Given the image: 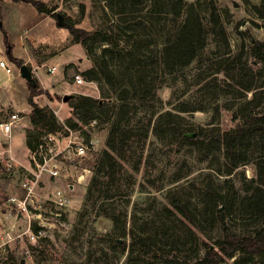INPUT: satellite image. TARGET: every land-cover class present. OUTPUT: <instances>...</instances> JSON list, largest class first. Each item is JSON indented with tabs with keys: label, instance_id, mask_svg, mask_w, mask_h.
Segmentation results:
<instances>
[{
	"label": "trees",
	"instance_id": "16d2710c",
	"mask_svg": "<svg viewBox=\"0 0 264 264\" xmlns=\"http://www.w3.org/2000/svg\"><path fill=\"white\" fill-rule=\"evenodd\" d=\"M3 1L0 0V27ZM11 1L28 3L40 14L56 15L53 11L55 7L48 6L42 0ZM109 1L112 6L117 7V12L124 13L129 6L141 3L142 0ZM166 3L169 11L163 17L159 70L162 75L170 76L176 85L171 90L172 108L160 106L158 111L148 110L146 95L150 91V67L143 63L133 45L119 47L107 31H88L75 27L70 17L66 18L63 26L68 29L73 39L84 45L87 54L91 53L88 41L109 44L103 47L101 55L94 60L91 67L82 70L85 79L104 81L113 86L120 65L115 61L128 59L132 69L129 81L115 90L110 102L89 94H78L71 105L76 120L68 118L65 123L57 122L55 115L39 106L35 100L41 93L52 100L53 94L42 89L36 77L33 82L26 81L29 90L28 103L31 106L28 119L32 130L34 129L25 130L28 149H32L44 133H55L64 129L67 132L65 127L79 129L81 124L87 125L91 122L94 125H107L105 146L96 159L95 169L88 181L83 204L77 212L70 236L71 240L76 239L80 245L79 260L74 264H107V250L96 253L94 240L88 229H94L93 223L100 216L115 220V213L108 210L109 206L120 200L128 203L133 195L134 205L147 202L146 211H150V193L159 191L168 183L182 177L179 169L171 166L170 154H181L183 143L195 146L197 155L203 149L218 150L221 156L218 173L221 175L232 174L247 160L246 142L251 136L250 133L256 135L264 148V82L255 80H258L257 75L261 70L247 60L243 45L234 52L229 48L227 29L217 0H167ZM155 4V0H150V5ZM252 9L257 17L264 18V0L253 4ZM3 33L11 60L20 66L22 60L12 54L14 46L5 30ZM211 42L221 43L224 51L218 56H212L213 49L208 47ZM249 53L255 63H264V40H254L249 47ZM192 63L196 64L194 72H191ZM161 84L162 82L158 86ZM226 87H230L234 99H240L232 108L231 126L193 129L186 128L180 122V113H192L204 108L195 104L198 101L197 94L203 89L223 90ZM246 92H251L249 97H246ZM36 127L42 130H37ZM155 142L163 144L160 151L162 155H167L164 167H156L152 162V156L156 153L153 146ZM250 180L254 183L246 188L247 193L242 203L243 209L249 211L250 216L255 219L254 222H257L250 232L234 231L224 223L228 209L224 193L216 190L210 182L201 188L202 217H210L207 218L210 227L216 221L221 222V234L213 244L204 242L201 254L189 262L180 259L175 252L168 255L156 251L150 244L149 234H136L133 230L129 231V243L125 239H116L115 245H121L122 248L129 244L135 245L137 257L149 262L151 260L154 264H232L229 259L237 253L239 256L234 259L233 264H264V157L256 162L255 176ZM226 181L230 183L231 179L227 178ZM170 203L188 223L200 231L204 229L199 224L202 222L198 220L196 212L190 208L188 199L170 195ZM189 231L192 232L190 228Z\"/></svg>",
	"mask_w": 264,
	"mask_h": 264
},
{
	"label": "rangeland",
	"instance_id": "374dc122",
	"mask_svg": "<svg viewBox=\"0 0 264 264\" xmlns=\"http://www.w3.org/2000/svg\"><path fill=\"white\" fill-rule=\"evenodd\" d=\"M42 1L50 7L54 6L53 11L56 15L43 14L47 15L46 19L35 24L34 27L23 26L22 30L26 31H23L24 33L18 39L17 45L10 41L13 36L7 30L6 23L1 20L0 61H4L6 65L12 68V75L16 74L18 78L21 77L19 66L11 60L6 49L3 33L5 30L9 41L17 47L15 52L13 47L12 54L30 67L34 77V68H36V72L43 83L50 88L53 94L52 100L44 93L36 96L35 100L39 106L51 111L57 122L61 123L59 118H62L64 123L68 118L76 120L71 105L78 94H89L103 99L105 102H110L114 97L115 90L129 81L132 72L128 59H115L116 61H114L118 65L120 64L115 85L110 86L104 81L86 80L82 75V70L91 67L94 60L101 55L103 47L109 44L102 41H88L91 53L87 54L84 45L79 40L73 39L68 29L63 26L68 17L72 19L75 27L84 28L88 31L99 29L107 31L119 47H124L127 44L133 45L143 63L150 67L151 80L148 84L150 91L146 95L148 110L155 112L160 106L172 108L171 90L176 85L173 84L170 76L162 75L159 70L160 51L163 42V17L169 11L167 0H155V5H150V0H142L141 3L129 6L124 13L117 12V7L112 6L109 0ZM217 2L227 29L229 48L234 52L243 45L247 60L261 70L260 74L257 75L258 80L255 79L256 82H264V63H255L249 53V47L254 40H264V18L257 17L252 9L253 4H259L260 0H217ZM158 10L164 11L159 12ZM3 14L4 12H2V18ZM24 14L28 13L24 12ZM57 14L61 16V24H58ZM29 23L32 24L33 22L30 21ZM208 47L213 49L212 56H218L224 51V47L218 42H211ZM106 58L111 60L108 56ZM53 64H57V69L48 72L46 67ZM192 66L191 72H194L196 64L192 63ZM75 73L82 76V83L74 81L73 75ZM5 74V69L0 66V80ZM164 78L166 79L164 80ZM161 82L162 84L158 86ZM250 93L246 92V97H249ZM65 94H72L73 96L68 97L67 100H62L61 96ZM2 95L4 93L0 91V103H7L8 100L4 99ZM232 96L230 87L223 90L219 88L203 89L197 94L198 101L195 103L204 106L203 111L200 109L192 113L182 112L179 115L180 122L186 128L193 129L231 126L233 123L231 120L232 108L240 100L234 99ZM9 101L11 100L9 99ZM11 105L12 111L24 116L27 110L31 109L28 102L11 101ZM215 110H218L217 114ZM81 126L82 132L94 135L98 139L97 149L87 155L83 161V165L93 172L96 159L105 146L107 125L98 123L95 125L81 124ZM36 128L42 130L39 127ZM25 130H32L30 123L26 124ZM64 132L65 129L58 133L63 134ZM79 132L81 131L76 130L77 134ZM22 133L15 131L10 138H0V148L11 145L18 150L20 155H23L25 165L29 166V150ZM151 133L150 128V137L152 138ZM250 134L251 136L246 142L248 158L230 175L218 173V169L221 167V156L218 150L214 148L203 149L197 155L195 146L183 143L181 154L175 156H173L174 153L170 154L171 166L179 169L182 177L172 183H166L167 185L161 190L150 193L148 200L150 211H146L147 202L134 205L135 195H133L128 203L120 200L114 202L113 206H109L108 210L115 213V220L108 216H100L93 223L94 229H88L89 235L94 240L96 253L99 254L103 249L107 250V264H154L151 260L149 262L139 259L136 255L135 245L129 244L125 248H122L121 245H115L116 239H125L129 243L131 239L129 231L133 230L136 234H149L150 244L156 251L168 255L175 252L180 259L187 262L191 261L198 254H201L204 242L213 244L214 240L221 234V222L216 221L215 225L210 227V222L207 220L210 217H202L200 191L207 182H210L216 190L225 195V204L228 205V209L225 212L224 223L234 231L250 232L257 222H254L255 219L250 216L249 211L243 209V197L247 193L246 188L254 183L250 179L255 176L256 162L264 157V148L261 147L256 135ZM162 145L159 142H155L153 145L156 153L154 157L152 156V162L156 167H164L165 162H167V155L164 153L162 155V151H160ZM1 162L0 206L7 196L19 191L18 184L23 175L21 163L13 161L15 167L12 175H9L5 169L4 159ZM227 178L231 179L230 183L226 181ZM41 185L43 187L45 184ZM87 185L88 182L76 187L69 206L62 213L60 222L48 229L46 236L39 244L32 245L33 256L29 264H74L75 261L79 260V241L71 240L70 236L77 212L82 207ZM54 188L55 185L53 184L49 187L44 186L43 191L50 192ZM170 195H177L183 200L188 199L190 201V208L196 212L198 220L202 222L199 224L204 226L202 231L188 223L178 213L170 203ZM189 228L192 232L189 231ZM237 256H239L238 253L229 261L233 264Z\"/></svg>",
	"mask_w": 264,
	"mask_h": 264
},
{
	"label": "built area",
	"instance_id": "2783aa9c",
	"mask_svg": "<svg viewBox=\"0 0 264 264\" xmlns=\"http://www.w3.org/2000/svg\"><path fill=\"white\" fill-rule=\"evenodd\" d=\"M0 66L6 73H12V68L4 61H0ZM57 67L53 64L46 69L52 72ZM73 79L76 83L83 82L79 73H75ZM21 118L16 112L4 116L0 120V138H10L12 128ZM65 128L67 132L63 134H42L28 151L30 165L20 164L23 175L19 191L7 196L0 206V264H29L32 245L39 244L48 229L60 222L76 187L90 179L92 171L83 161L97 149L98 139L82 132V128ZM76 130L81 132L77 134ZM4 162L7 173L12 175L13 161L6 157ZM45 181L55 184V188L44 192L41 184Z\"/></svg>",
	"mask_w": 264,
	"mask_h": 264
},
{
	"label": "crops",
	"instance_id": "0c3cea01",
	"mask_svg": "<svg viewBox=\"0 0 264 264\" xmlns=\"http://www.w3.org/2000/svg\"><path fill=\"white\" fill-rule=\"evenodd\" d=\"M2 9L4 12L2 20L7 25V30L12 34V38L10 41L14 43V45H17L19 42L18 39L23 35L22 30L23 26L25 27H31L35 26V24L43 21V19H46L47 15H39L38 12L28 3H24L21 1H11V0H4L2 3ZM24 12H27L28 14H24ZM32 21L33 23L30 24L29 22ZM17 50V47L14 46V52ZM36 68H34V74L35 77L39 80L41 87L44 88V90H47L51 93L50 88H48L43 81L41 80L39 74L36 72ZM22 77L18 78V76L6 73L5 76L0 80V91L4 93L2 95L4 99H7V103H0V119L3 118V116H6L7 114L12 111V105L11 101H17L19 103L28 102V95L29 90L26 85V80ZM52 94V93H51ZM9 99L11 101H9ZM10 110V111H9ZM31 110V109H30ZM30 110H27V113L25 116L23 114H20L22 116L20 122L16 124L11 130V137L16 132H23L24 139L26 140V132L25 127L26 124H29L28 114ZM28 126V125H27ZM27 145V144H26ZM27 147V146H26ZM28 148V147H27ZM29 150V149H28ZM0 151L2 153L0 154V160L2 161L6 157H10L12 161L15 163H21L25 165V161L23 158V155H20L18 150L14 149L13 147H1ZM28 163V162H27ZM45 184V185H44ZM44 186H52V182L49 183L47 181L44 182ZM55 185V184H53ZM43 186V187H44Z\"/></svg>",
	"mask_w": 264,
	"mask_h": 264
},
{
	"label": "water",
	"instance_id": "95a60500",
	"mask_svg": "<svg viewBox=\"0 0 264 264\" xmlns=\"http://www.w3.org/2000/svg\"><path fill=\"white\" fill-rule=\"evenodd\" d=\"M57 17H58V24H61L62 23L61 16L59 14H57ZM19 72H20L21 77L24 78L26 81H29V82L34 81V76L32 74V70L30 69V67L27 64L22 63L19 66ZM70 96H73V95L72 94H65L62 96V100H67L68 97H70Z\"/></svg>",
	"mask_w": 264,
	"mask_h": 264
}]
</instances>
